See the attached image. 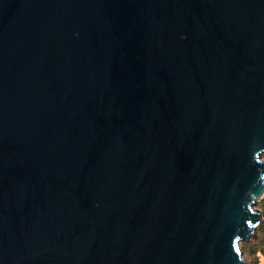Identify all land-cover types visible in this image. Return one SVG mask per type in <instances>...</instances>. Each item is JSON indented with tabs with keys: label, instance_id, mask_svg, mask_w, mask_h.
<instances>
[{
	"label": "water",
	"instance_id": "95a60500",
	"mask_svg": "<svg viewBox=\"0 0 264 264\" xmlns=\"http://www.w3.org/2000/svg\"><path fill=\"white\" fill-rule=\"evenodd\" d=\"M263 154L264 0H0V264H245Z\"/></svg>",
	"mask_w": 264,
	"mask_h": 264
},
{
	"label": "rangeland",
	"instance_id": "374dc122",
	"mask_svg": "<svg viewBox=\"0 0 264 264\" xmlns=\"http://www.w3.org/2000/svg\"><path fill=\"white\" fill-rule=\"evenodd\" d=\"M264 196L257 200L255 208L259 209L262 215V221L257 226L247 240L240 241V250L245 264H264V231L261 226L264 223Z\"/></svg>",
	"mask_w": 264,
	"mask_h": 264
},
{
	"label": "trees",
	"instance_id": "16d2710c",
	"mask_svg": "<svg viewBox=\"0 0 264 264\" xmlns=\"http://www.w3.org/2000/svg\"><path fill=\"white\" fill-rule=\"evenodd\" d=\"M262 157H264V154L262 155ZM263 203H264V198H263ZM261 230L264 231V223L261 226Z\"/></svg>",
	"mask_w": 264,
	"mask_h": 264
}]
</instances>
